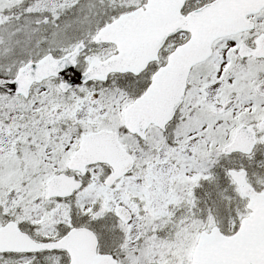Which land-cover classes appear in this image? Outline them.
I'll return each mask as SVG.
<instances>
[{
    "label": "snow or ice",
    "instance_id": "snow-or-ice-1",
    "mask_svg": "<svg viewBox=\"0 0 264 264\" xmlns=\"http://www.w3.org/2000/svg\"><path fill=\"white\" fill-rule=\"evenodd\" d=\"M0 264H264V0H0Z\"/></svg>",
    "mask_w": 264,
    "mask_h": 264
}]
</instances>
